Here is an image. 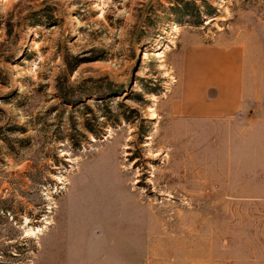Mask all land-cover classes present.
I'll use <instances>...</instances> for the list:
<instances>
[{
	"label": "rangeland",
	"instance_id": "rangeland-1",
	"mask_svg": "<svg viewBox=\"0 0 264 264\" xmlns=\"http://www.w3.org/2000/svg\"><path fill=\"white\" fill-rule=\"evenodd\" d=\"M262 47L264 0H0V264H264Z\"/></svg>",
	"mask_w": 264,
	"mask_h": 264
},
{
	"label": "crops",
	"instance_id": "crops-1",
	"mask_svg": "<svg viewBox=\"0 0 264 264\" xmlns=\"http://www.w3.org/2000/svg\"><path fill=\"white\" fill-rule=\"evenodd\" d=\"M260 60H261V63H264V59L260 58L258 62ZM257 68L255 69V65H252V75L250 73V79L252 78V80L253 79L257 80L258 78H260L261 80H263V91L260 92V87L258 83L254 82L253 87L250 86V88L252 87L253 89L252 93L249 92L250 90L248 89V95L244 96L242 87H240L238 90V96H237L236 103H234L232 106V109H234L233 112L237 117L239 116V113L241 114H244V112L246 113L247 118H248L247 128L249 132L252 131V136L255 135L254 128H255L256 121L259 122V120H261L263 122L262 124L264 127V106L262 107V112L260 111L261 105H264V64L262 67L263 68L262 74L260 73L261 71L259 70V68L258 69ZM251 118H252V121H251ZM257 127L260 128L259 123ZM247 151L249 153L250 146L247 149Z\"/></svg>",
	"mask_w": 264,
	"mask_h": 264
}]
</instances>
